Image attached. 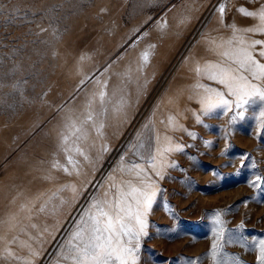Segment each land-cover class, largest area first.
<instances>
[{
    "label": "rangeland",
    "instance_id": "374dc122",
    "mask_svg": "<svg viewBox=\"0 0 264 264\" xmlns=\"http://www.w3.org/2000/svg\"><path fill=\"white\" fill-rule=\"evenodd\" d=\"M262 7L264 0H0V264H73L72 233L94 201L114 195L112 185L138 183L135 163L159 189L136 264H258L264 181H249L264 177V102L238 109L224 85L196 68L219 62L225 41L264 40L244 31L264 25L245 14ZM249 79L264 89V79ZM198 84L224 92L228 110L205 113ZM73 123L84 135L78 142ZM63 135L89 157L73 153L79 174ZM170 146L180 150L164 151ZM150 155L163 178L145 163ZM214 229L223 230L215 255Z\"/></svg>",
    "mask_w": 264,
    "mask_h": 264
},
{
    "label": "snow or ice",
    "instance_id": "6c2138e0",
    "mask_svg": "<svg viewBox=\"0 0 264 264\" xmlns=\"http://www.w3.org/2000/svg\"><path fill=\"white\" fill-rule=\"evenodd\" d=\"M219 11L223 15L224 8L220 7ZM245 14L248 16L259 15L260 19L264 21V7L260 9L259 13L245 12ZM244 31L264 33V25L258 28H248ZM226 45L231 47H226ZM257 45L261 47L257 49ZM220 47L222 48L219 52L220 61L208 63L203 68L197 66V74L206 75L208 80L224 85L227 89V95L236 98L235 106L238 109L247 104H254L257 99L264 102V89L251 83L249 79V76L252 80L264 79V63L261 62L264 60V40L247 41L240 37L235 43L234 40H228ZM141 59L147 63L148 53H142ZM142 68L143 64L141 70ZM104 86H107L106 81ZM197 87L204 89L201 103L205 113L212 112L217 108L227 111L231 106L232 102L225 98L224 92L202 84H198ZM105 95L106 93L103 91L99 93L102 105L105 102ZM113 110L114 112L121 111L122 102ZM238 115L243 116L244 112L240 111ZM260 116L264 117V107L261 108ZM92 120L91 114L85 117L86 122ZM169 122L171 123V117ZM100 127L102 128L103 125ZM71 134L75 136L77 142L84 138L82 128L77 127L75 123L71 125ZM189 134L195 135L194 133ZM68 140V135L61 137L62 150L66 154L68 165L76 174H79L80 161L74 158L73 153L83 157L85 161H88L89 157L78 143L69 147ZM106 150L107 148H105ZM173 150H180V146H170L164 151ZM158 154L162 155L159 150ZM145 163L153 169L156 176L163 178L162 172L157 170V156L150 155ZM164 166H174V164L165 165L161 161L160 167ZM53 167L56 165L54 164ZM61 167L64 172L71 174L69 167ZM129 171L134 173L138 183L128 180L123 186L112 185L111 187L116 188L114 195L109 197L108 193L105 192L104 199L94 201L91 206L94 211H89L87 218H82L83 227H78L72 233L67 244L69 254L66 259H71L73 264H136L135 253L140 248L141 237L147 235L148 222L146 217L159 189L153 187L154 181L148 174L147 168L141 164H132ZM260 181H264V177L256 176L254 180L249 181V184L258 186L257 182ZM22 207L24 206L22 205ZM40 210L43 211V206ZM220 223L217 220V224ZM33 227L36 226L33 225ZM213 231L216 236L212 243L213 254L215 255V251L220 247L217 241L222 239L223 230L214 229ZM256 247L259 249L258 264H264V239L260 240ZM221 264H227V261H222Z\"/></svg>",
    "mask_w": 264,
    "mask_h": 264
}]
</instances>
